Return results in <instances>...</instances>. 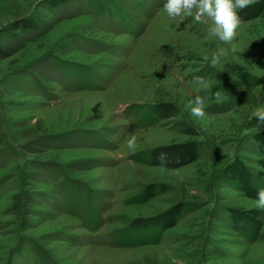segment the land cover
Here are the masks:
<instances>
[{
  "label": "rangeland",
  "instance_id": "374dc122",
  "mask_svg": "<svg viewBox=\"0 0 264 264\" xmlns=\"http://www.w3.org/2000/svg\"><path fill=\"white\" fill-rule=\"evenodd\" d=\"M47 3L0 0V264H264V209L255 203L264 157L252 137L264 135L254 116L264 108V14L240 24L213 68L205 57L225 45L207 35L210 21L172 19L165 0ZM19 17L36 29L10 30ZM72 65L91 70L86 78L62 71ZM194 76L222 94L206 103L203 119L190 114L204 92ZM159 102L176 105V116L151 121L147 110ZM187 129L203 143L196 162L167 170L135 161L190 139ZM234 162L246 168L252 196L230 180ZM53 164L84 189L74 213L61 179L51 169L44 176ZM149 184L167 190L138 203ZM185 203L192 209L155 244H114L134 219ZM227 208L255 229L233 226ZM87 213L97 221L82 224ZM97 224L95 235L85 228Z\"/></svg>",
  "mask_w": 264,
  "mask_h": 264
},
{
  "label": "trees",
  "instance_id": "16d2710c",
  "mask_svg": "<svg viewBox=\"0 0 264 264\" xmlns=\"http://www.w3.org/2000/svg\"><path fill=\"white\" fill-rule=\"evenodd\" d=\"M66 1L67 0H48L47 4H48V7L53 8V7L61 6ZM237 11L240 17L242 18V22L254 20L264 14V0H256V2L252 6L242 11L237 9ZM36 27H37V23L33 19H26L23 17H19L16 20H14L13 24L11 25L10 30L12 31H17V30L34 31ZM0 56H2L1 53H0ZM86 69H89V68L83 67V66L72 65V66L65 67L64 69H62V71L68 75L73 74L76 71L77 72L81 71L85 76L86 74H89L90 72L88 71L86 73ZM16 74H19V73H16ZM86 77L87 76H85V78ZM94 78H95V74H94ZM74 79H76V82L80 81L78 78H74ZM257 84H259V81L250 83V85L252 86L257 85ZM90 85L91 84H87L83 88L89 89ZM216 91L221 92L219 88L218 89L211 88L210 91H204L200 95L210 97L209 99L210 101L214 99L213 93H215ZM147 113H149L148 117L150 116L153 117V118H150L151 121H157V120L162 121L165 119L174 118L177 114V107L173 103L159 102V103H156L150 106L149 110H147ZM186 134L190 137V139L182 141V142H175L171 144L156 146L149 151L139 153L137 155L138 158H136V155H135L134 156L135 161L140 162V163H149L152 166H161L167 170L178 169V168H181V167H184V166H187V165H190L196 162L199 159L200 151L203 148V145H202L203 143L202 141L193 139L194 136L196 135L194 130L187 129ZM252 137L254 141L258 144V146H260L258 150L259 154L262 157H264V135L253 134ZM161 152L167 153V156L169 158V163L167 165H161L159 161L156 159V157ZM238 162H234L230 166L231 168H229L228 170L229 171L228 176L230 177V180L232 179L236 181V183L240 186V187L238 186V188H242L246 194L252 196L251 187L248 186L249 176H248L247 170L243 165H241V163H238ZM48 169H51V173L55 177H58L61 179L60 184L64 185L63 187L65 188V192L68 190V198H71V200L69 201L70 203H74V208H71L68 206L67 200L64 199V202L67 208L69 209L70 213H74L77 210V206H78L77 201L81 203V201L85 198V197L82 198L83 196L82 192L84 191V189H77V188H82V187L72 184L71 182L68 183V181H64L65 179H63L64 177L62 173L60 172L59 168L55 164H53L52 167L44 169V173L45 172L47 173L44 176H47L48 173H50ZM166 190H167V186L165 185L163 186V185L149 184V185H146L142 189V192L139 194L136 200L138 203L146 202L147 200L155 196L163 194ZM65 192H64V195H65ZM186 205H187L186 203L176 204L170 207L169 209H167L163 214L155 215L150 218L134 219L130 224V227H129L130 231H128L126 234H121L117 236L115 238L114 244L115 245L117 244L120 247L121 246H133L134 244H137V242L144 243V244H150V243L155 244L157 242L158 235L161 232H164L174 227L177 224L178 219L181 216H183V214L186 211H190V209H192V207L189 208V206H186ZM85 206H87V202ZM226 210H227L226 212L228 214V218L230 222H232L233 226H235L236 223L239 224L238 222H240L242 226H248V228H251L252 230L255 229V224L253 220H251V222L247 224L243 223L240 221V219L235 217L236 214L233 213L232 209L230 210L227 208ZM95 217L96 216L94 214L87 213L85 217L81 216V222L82 224L84 222H88V224H90V221H89V218H90L94 220L93 221L94 223L97 221ZM84 218H86L87 220H84ZM99 227H100V224H97L93 228H90L88 226H86L85 228H87V230H89L91 234L95 235ZM248 236L253 237V233L248 234ZM256 237H258L257 232H255L253 238H256ZM27 242L28 241H25V243Z\"/></svg>",
  "mask_w": 264,
  "mask_h": 264
},
{
  "label": "clouds",
  "instance_id": "9594fccd",
  "mask_svg": "<svg viewBox=\"0 0 264 264\" xmlns=\"http://www.w3.org/2000/svg\"><path fill=\"white\" fill-rule=\"evenodd\" d=\"M256 0H165L163 9L167 16L176 19L178 17H191L197 23H209L207 35L217 38L224 47L218 48L212 53L211 60L205 57V61L210 67H217L221 64V58L230 53L227 47L237 34V29L242 23V18L237 9L244 10L252 6ZM192 83L200 86L204 91H210V82L202 76H194ZM216 101L222 100V94L219 91L213 93ZM210 97L197 95L190 102V114L194 117L203 119L205 117V105ZM261 124H264V108H258L254 114ZM127 147L133 153L137 148V137L134 133L126 141ZM156 159L161 165H167L169 158L167 153L161 152ZM22 165L23 161H19ZM259 209H264V189L257 192L255 201ZM173 264H183V261H173Z\"/></svg>",
  "mask_w": 264,
  "mask_h": 264
}]
</instances>
